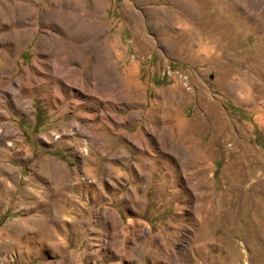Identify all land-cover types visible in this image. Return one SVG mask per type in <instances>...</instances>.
Wrapping results in <instances>:
<instances>
[{
	"label": "rangeland",
	"instance_id": "rangeland-1",
	"mask_svg": "<svg viewBox=\"0 0 264 264\" xmlns=\"http://www.w3.org/2000/svg\"><path fill=\"white\" fill-rule=\"evenodd\" d=\"M0 264H264V0H0Z\"/></svg>",
	"mask_w": 264,
	"mask_h": 264
},
{
	"label": "bare ground",
	"instance_id": "bare-ground-1",
	"mask_svg": "<svg viewBox=\"0 0 264 264\" xmlns=\"http://www.w3.org/2000/svg\"><path fill=\"white\" fill-rule=\"evenodd\" d=\"M70 15L71 14H67V16L61 18L60 20L61 22L60 24H62L63 26L60 30H62L66 38H69V41L62 40L63 42L61 43L60 38H58L56 39L57 41H55L54 44L52 43L49 46L48 53L51 55V58L56 54L61 55L60 59L54 62L53 64L56 66L58 64L57 66L58 70L54 68V72L51 73L49 77L52 79L54 76H61V78H63L66 81L68 78L72 77L78 85L83 87L84 79L87 80L88 82V79L92 78V75L98 76L100 74L97 70V72L95 73L90 72V73L85 74V77L83 79L82 78L80 79L75 74V68L70 67V64L76 61L75 55L77 53L80 54L84 51H87V50L89 51L93 49V46L91 44H89L87 41H84L85 38L90 37L91 34L88 33L86 29L84 28V25H83L84 23L81 22L82 20L76 16H70ZM16 17L17 16L14 15L15 20H16ZM92 58H93V62L97 58H99V55L96 53V51L93 52Z\"/></svg>",
	"mask_w": 264,
	"mask_h": 264
}]
</instances>
